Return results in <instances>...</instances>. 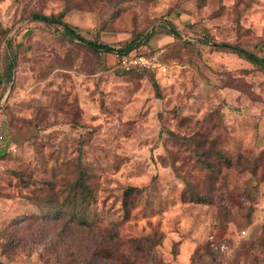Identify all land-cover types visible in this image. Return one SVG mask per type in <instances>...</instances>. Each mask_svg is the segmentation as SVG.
Returning <instances> with one entry per match:
<instances>
[{
	"label": "rangeland",
	"instance_id": "374dc122",
	"mask_svg": "<svg viewBox=\"0 0 264 264\" xmlns=\"http://www.w3.org/2000/svg\"><path fill=\"white\" fill-rule=\"evenodd\" d=\"M33 12H63L113 47L148 37L127 54L95 51ZM262 43L264 0H0V264H116L102 252L117 264H264V69L230 50ZM199 140L232 166L211 154V177ZM79 152L92 229L46 223L36 238L34 222L10 245L9 225L40 214L50 182L75 178ZM129 187L140 191L126 214Z\"/></svg>",
	"mask_w": 264,
	"mask_h": 264
},
{
	"label": "trees",
	"instance_id": "16d2710c",
	"mask_svg": "<svg viewBox=\"0 0 264 264\" xmlns=\"http://www.w3.org/2000/svg\"><path fill=\"white\" fill-rule=\"evenodd\" d=\"M31 17L35 20L41 21L43 23L49 24V25H59L62 27L64 34L72 39L77 40L80 44L86 45L95 51H114L118 55L127 54L129 51H131L135 46L139 45L142 41L146 40L148 37V34H145L143 38H139L138 36L134 37L130 42H128L123 47H113L110 45H107L102 42H97L95 40H88L85 39L83 36L80 35V33L77 31V29L67 23L64 19V13L58 12L55 14H44L40 12H33ZM164 27V26H162ZM165 27L172 29V33L179 36L178 32L172 27L171 23H165ZM156 29H152L151 33H156ZM230 50L240 57H244L246 60L251 62L254 65H257L264 69V43L260 44L258 48V53H255L253 51H250L244 47L238 46V45H231ZM7 59H6V65L5 69L8 73V79L10 80L11 75L13 74L12 68L16 65V59L13 55H10L9 52H7ZM152 85L154 87V92L157 97L161 96V92L159 89V84L155 80L154 76H150ZM0 82H1V74H0ZM164 132L170 140L176 141L179 139V136L174 133L171 130L162 131ZM187 141L191 143V139L187 138ZM209 144L208 140H199L196 144V147L198 145H201V147H206V145ZM208 152L205 154L206 156H203L201 158V155L203 154H196L198 161L200 164L208 170L211 177L214 176V165L213 162L210 161L208 158L211 154L214 155V157L219 162H223L227 167L232 166V161L227 156L223 155L220 151L211 148L210 144L207 145ZM203 153V152H202ZM81 154L79 152L77 156V169L75 178H65L63 177L61 180L56 182H50L48 190L45 194L41 195L38 200L36 206L39 210L38 215H31V216H23V218L12 222L9 225L10 229V237L7 238L10 245L14 246L15 248L21 245L22 237L16 236L17 233H24L26 230L30 229V227L34 224V222L37 224V228L35 230V233L30 234L29 236L40 238L42 236L48 235V232L45 228L42 226L48 223L49 226L52 228H56L58 225H61V227L67 228L69 225H80L83 226V228L88 229L89 231L92 229L93 224L88 222L87 218V211L89 209V206L91 205V200L93 198V188L92 185L89 183L88 180V174L86 170L81 168ZM186 187L190 191L189 198L195 199L196 201H207V194L204 191L202 192H196L193 189V185L189 183V181H186ZM140 190L137 188L129 187L127 188L123 193V210L126 214H129V210L131 209V202L130 198L138 193ZM12 227V228H11ZM151 241V240H150ZM148 241V242H150ZM12 242V243H11ZM97 246V244H95ZM5 251V249H4ZM97 254V251L95 255ZM104 255V256H103ZM99 258L108 259V262H114L117 264L119 261V258L115 256L113 253L109 252L108 254L105 252H102L99 256ZM93 261L92 258L85 259V264H91ZM102 264L101 260L94 261V264Z\"/></svg>",
	"mask_w": 264,
	"mask_h": 264
},
{
	"label": "built area",
	"instance_id": "2783aa9c",
	"mask_svg": "<svg viewBox=\"0 0 264 264\" xmlns=\"http://www.w3.org/2000/svg\"><path fill=\"white\" fill-rule=\"evenodd\" d=\"M122 63L126 68H129L130 65L132 66L145 65V60L142 57L130 58L129 60L126 57H122ZM0 138H2V136H0Z\"/></svg>",
	"mask_w": 264,
	"mask_h": 264
}]
</instances>
